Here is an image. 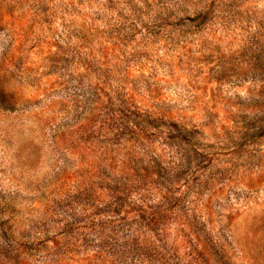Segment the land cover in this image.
Returning <instances> with one entry per match:
<instances>
[{
    "label": "rangeland",
    "instance_id": "374dc122",
    "mask_svg": "<svg viewBox=\"0 0 264 264\" xmlns=\"http://www.w3.org/2000/svg\"><path fill=\"white\" fill-rule=\"evenodd\" d=\"M0 264H264V0H0Z\"/></svg>",
    "mask_w": 264,
    "mask_h": 264
}]
</instances>
